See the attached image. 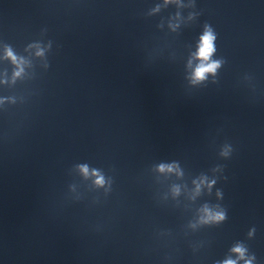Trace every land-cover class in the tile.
<instances>
[{"label": "water", "instance_id": "obj_1", "mask_svg": "<svg viewBox=\"0 0 264 264\" xmlns=\"http://www.w3.org/2000/svg\"><path fill=\"white\" fill-rule=\"evenodd\" d=\"M227 260L264 264V0H0V264Z\"/></svg>", "mask_w": 264, "mask_h": 264}, {"label": "clouds", "instance_id": "obj_2", "mask_svg": "<svg viewBox=\"0 0 264 264\" xmlns=\"http://www.w3.org/2000/svg\"><path fill=\"white\" fill-rule=\"evenodd\" d=\"M167 2V0H166ZM214 40H215V35L211 31L210 28H206L204 34L200 38V44L196 53V58L200 61L199 65L195 68L192 76L193 83L202 81L206 79L207 74H215L216 70L220 67V61H210V58L212 54L215 51L214 47ZM8 57H10L13 61V63H16V57L13 56L11 51L7 52ZM37 55H42L41 52H38ZM22 70V69H21ZM20 72H17L16 75H19ZM223 155H227V152L222 153ZM174 166H165L161 165L159 170L161 172L167 170V171H172ZM81 172L87 176L88 175V168L86 165L80 166ZM93 175L97 176L96 179V184L102 185L104 183L103 178L100 177L96 172L92 173ZM203 183V180L201 181ZM214 183V182H213ZM200 185H197V191H199ZM174 191H178L174 189ZM219 195V193H218ZM204 215L201 218V221L204 223L207 222H219L222 221L225 218L224 212L221 211H216L213 212L207 207H205L203 210ZM233 252L239 254L241 258L244 256V249L240 246H237L232 249ZM224 264H236L235 261L232 260H227L224 262ZM246 264H251L250 261H246Z\"/></svg>", "mask_w": 264, "mask_h": 264}]
</instances>
